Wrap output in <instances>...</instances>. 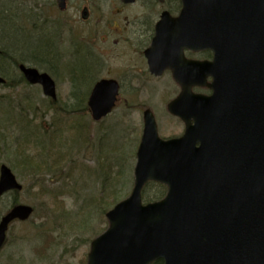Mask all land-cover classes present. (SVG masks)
I'll use <instances>...</instances> for the list:
<instances>
[{
  "label": "water",
  "instance_id": "1",
  "mask_svg": "<svg viewBox=\"0 0 264 264\" xmlns=\"http://www.w3.org/2000/svg\"><path fill=\"white\" fill-rule=\"evenodd\" d=\"M56 1L65 7V0ZM182 2L176 22L189 26L179 33L184 45L215 52L193 73L210 72L213 94L193 95L190 86L205 82L177 78L181 92L168 106L186 124L177 138L160 139L145 111L131 193L106 213L109 224L91 241L86 264H264V0ZM244 24L251 41L219 47L229 39L226 33ZM19 70L56 98L48 74L22 64ZM115 94L113 80L94 86L88 104L95 120L110 111ZM148 180L168 190L162 200L143 205L141 188ZM20 189L10 168L0 165V194ZM31 212V206L16 204L0 217V247L9 224Z\"/></svg>",
  "mask_w": 264,
  "mask_h": 264
},
{
  "label": "rangeland",
  "instance_id": "2",
  "mask_svg": "<svg viewBox=\"0 0 264 264\" xmlns=\"http://www.w3.org/2000/svg\"><path fill=\"white\" fill-rule=\"evenodd\" d=\"M4 1H8L12 9L19 3L20 11L22 10L26 14H28L27 12L48 13L47 0H39L42 10L35 8L34 0ZM83 4L89 8L86 20H83L80 15ZM117 7L122 9L121 16H113ZM153 9L156 8L151 7L147 11L139 3L133 6H123L116 3V0H89L87 3L82 0H67L66 10L59 24L60 31H62L60 32L61 36L58 40H54L59 48L56 56L61 59L58 63L64 64V68L66 65L70 66L71 58L76 55L78 43L84 40L86 44H90L89 40L93 39V44L98 46L100 55L107 58L106 64L111 66L114 75L115 70L125 71L130 68L132 72L134 63L137 61L136 53L131 48L125 49L124 39L126 40L127 34L124 28L128 25L126 26L123 19L132 17L140 11L154 14L155 10ZM114 28H117L118 31H112L111 36L108 37V31ZM122 30L124 31L122 32ZM142 36L143 33L140 37L142 38ZM105 37L107 40L101 43L100 40H104ZM0 39L3 41L4 36L0 35ZM113 41H116L117 44H114ZM42 43L43 41L38 42L37 45ZM112 44L114 51H111ZM138 44L139 42L135 50ZM106 46L110 52L107 55L102 54ZM80 49L78 47V50ZM34 50L37 51L35 47ZM139 61H141L140 57ZM83 62L77 63L76 59L73 61L75 72L78 75L82 74L81 77L76 74L77 77L74 78V86L78 87L75 96L81 100L91 81L90 75L81 73L80 67L86 64L88 59L83 57ZM49 70L51 74V69ZM53 75L58 81L57 103L60 107L66 106V110H61L63 112L60 114L55 113L52 109L45 111L46 106H43L41 102L46 104V98L42 95L41 90L34 86L25 88V91L34 95L33 99L37 103V109L43 114L42 118L36 117L33 120L35 123L42 120L41 124L45 128L51 125L53 118L60 115L64 127L68 125L78 127L80 126L78 124L82 123L79 136L70 131L65 132L68 141L67 151L84 139L85 141L80 144L79 152L72 149L71 155H69L70 163L64 159L60 167L56 164L49 167L53 172H44L43 191H39L35 185L31 186L30 178L18 176L13 170L22 183L23 189L16 194L7 193L0 197V216L8 209L13 197H16L19 203L31 205L33 212L28 220L14 221L10 224L6 241L0 248V264H84L90 240L106 226L104 212L114 202V198L126 196L132 186V167L140 138L141 114L136 108L127 109L123 97H118V106L104 119L102 124H93L88 112H85L86 103L84 107L81 105V107H77L78 109L74 108L77 101L72 97L66 71L63 68L57 69ZM156 82L152 80L140 81L136 77L131 78L130 84L144 87V94H132V96L130 94V96L137 104L152 109L158 132L162 136L178 134L181 127L175 119L167 116L165 109L166 102L173 97L167 99L169 96L167 94H170V86L168 83L163 84L162 90L158 92L160 87ZM17 93V89L14 90L13 95L8 88L0 87V96L11 94L8 99L10 101L18 102ZM3 104L5 105V102ZM14 109L17 113L15 107ZM73 111L77 112L76 114L80 113L81 117L76 119L73 116ZM6 115L5 112L0 113V126L5 128L3 138L0 136V142H6V144L0 145V163L12 167L11 165H14L15 159H17L15 150L19 142V131L16 126L8 125L12 122L6 119ZM81 146L85 147L83 153ZM28 147L26 154L32 157L40 154V148L37 149L34 145ZM48 160L52 162L50 158ZM70 165L74 166L70 167ZM67 172H70L69 175ZM148 190L150 189H146L145 192ZM152 194L151 191L147 192V196Z\"/></svg>",
  "mask_w": 264,
  "mask_h": 264
},
{
  "label": "trees",
  "instance_id": "3",
  "mask_svg": "<svg viewBox=\"0 0 264 264\" xmlns=\"http://www.w3.org/2000/svg\"><path fill=\"white\" fill-rule=\"evenodd\" d=\"M33 3L36 9L42 10L39 0H34ZM10 5L8 1L0 0V35L4 36L3 42L0 40V74L6 77L7 80L3 87H7L10 93L14 95V90L18 87V93L16 95L18 97V102L15 100H8L11 94L7 96L5 94L1 95L0 113L5 112L7 114L6 119L12 122L8 125L16 126L19 131V142L15 150L17 159H15L14 165H11L12 169L16 171L18 176L30 178L32 180L31 186H38L39 191H43L44 185L42 183V177L45 175L44 172H53L49 167L58 164L59 158L57 155L65 152L63 146L67 144V139L64 134L61 115L57 118H53L48 128L42 126V120H38V122L35 123L33 119H36V117L42 118L43 114L37 109V103L33 99L34 95L25 91V88H31L32 86L25 82L23 76L18 72L16 67L20 62L28 63L33 66L36 65L40 68L44 67L41 65V62L47 60L45 54H42L40 47L39 51L34 50V46L31 42L32 37L41 34L43 31V24L38 23L42 20L39 18H42L43 14L39 12L36 15L32 13V16H28V14L22 10L15 12L16 10H13ZM18 5L20 4L18 3ZM15 8L16 7H14V9ZM3 102H5V105ZM45 102L46 104L41 102L43 106H46L45 111L50 110L49 106L55 105L46 99ZM14 107L17 113H15ZM51 109L55 113L60 114L54 107ZM73 127L76 128L75 126ZM3 132H5V128L0 126V136H2V138L4 135ZM4 144H6L5 141L0 142V145ZM29 145H34L37 149L40 148V154L36 157L26 154ZM48 158L53 159V161L49 162ZM155 189L152 191L153 194L151 195L153 199L159 198L163 193L161 188ZM113 200L115 201L116 198ZM15 203H17L16 197H14L9 204L11 206ZM152 264H162V262L157 260Z\"/></svg>",
  "mask_w": 264,
  "mask_h": 264
},
{
  "label": "flooded vegetation",
  "instance_id": "4",
  "mask_svg": "<svg viewBox=\"0 0 264 264\" xmlns=\"http://www.w3.org/2000/svg\"><path fill=\"white\" fill-rule=\"evenodd\" d=\"M89 0H85L84 2H88ZM139 3L142 7H144L145 10L149 11V9L155 10V13H149V12H139L138 14L132 15V17H127L123 19V22L126 23L125 32L127 34L126 40L124 39L125 43V49H133L136 53V59L137 61L134 63V67L131 72V69L128 68V70L125 71H116L115 75L113 73V70L111 66H109L107 63V58H104L100 55V50L98 46L93 44V39H91L89 42L90 44L88 49H86V52L88 54V62L84 64L82 67H80L81 73H85L91 76V80H94L93 84L96 83L98 80L102 78H111L115 79L118 84V97H123V100L126 102V108H132L131 104L139 110L141 113L146 107L148 106H141L140 104H137L134 99L131 97L132 94L136 95H142L144 94V87L136 86L130 84L131 78H139L140 81L145 80H152L157 81L156 83H159L160 92L163 88V84L168 83L169 84V93L168 95L175 96L179 90L180 87L176 83L174 79V74L178 75V66H179V58H178V52L175 54V52L168 53L166 50H163L161 48L158 53H162V58L164 56H168L169 58L173 57L174 60L172 61L171 66H157L156 70L159 71V75H154L148 66L147 63V49L149 48L151 41L155 35V24L158 19H160L161 15L166 12L170 17H176L180 13L181 9V1L180 0H135L132 3L126 4V6H133L135 4ZM117 11L113 12V16H121L120 12H122V9L119 7L116 8ZM89 11V8H88ZM153 12V11H152ZM166 30L170 28L169 25L164 26ZM121 27L119 28V30ZM117 32L118 29H110L107 33L108 37L111 36V33ZM124 30H122L123 32ZM143 36L142 38L140 35ZM107 40V37L104 38V40H100V42H104ZM139 42L137 49L136 45ZM163 42V41H161ZM114 44H117L116 41H113ZM107 47H105V51L102 52V54L107 55L110 53L107 50ZM111 51H114V45L111 46ZM83 53V51H81ZM183 55L187 60H210L212 57V52L210 49L206 48L201 51H191L188 49H183ZM139 57L141 58V61H139ZM83 59H80V62ZM137 64V65H136ZM184 62H181L180 69L182 71H186L188 68L184 66ZM121 67V66H120ZM125 69V68H124ZM205 78L207 81H210L209 72L205 73ZM82 75V74H81ZM81 75H79L81 77ZM189 78V77H187ZM169 80V82H167ZM92 84V86H93ZM145 84V83H143ZM207 90V89H206ZM208 91V90H207ZM209 93V91H208ZM131 94V96H130ZM117 97V99H118ZM131 100V102H130ZM150 108V107H148ZM151 109V108H150ZM176 119V123L182 128L184 127V124L182 121H180L178 118ZM142 120V119H141Z\"/></svg>",
  "mask_w": 264,
  "mask_h": 264
}]
</instances>
